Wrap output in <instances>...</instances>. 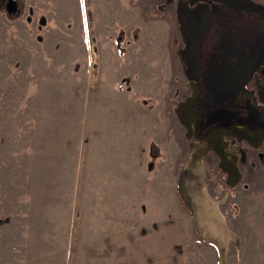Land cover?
<instances>
[{
  "label": "rangeland",
  "instance_id": "1",
  "mask_svg": "<svg viewBox=\"0 0 264 264\" xmlns=\"http://www.w3.org/2000/svg\"><path fill=\"white\" fill-rule=\"evenodd\" d=\"M198 9L0 0V264H264L263 167L195 134Z\"/></svg>",
  "mask_w": 264,
  "mask_h": 264
},
{
  "label": "flooded vegetation",
  "instance_id": "2",
  "mask_svg": "<svg viewBox=\"0 0 264 264\" xmlns=\"http://www.w3.org/2000/svg\"><path fill=\"white\" fill-rule=\"evenodd\" d=\"M182 1L200 7L186 33L197 88L189 100L195 134L219 129L228 145L241 144L235 154H251L264 168V9L246 0Z\"/></svg>",
  "mask_w": 264,
  "mask_h": 264
},
{
  "label": "crops",
  "instance_id": "3",
  "mask_svg": "<svg viewBox=\"0 0 264 264\" xmlns=\"http://www.w3.org/2000/svg\"><path fill=\"white\" fill-rule=\"evenodd\" d=\"M221 131V130H220ZM222 132V131H221ZM226 137V136H225ZM218 144L221 143V141H219L218 139ZM222 144V143H221ZM222 153V152H221ZM226 153L225 155H223V153L221 154V156H219V158L224 162V169L228 172L229 174V179L234 183L236 181V178L239 177L240 175H242L243 171H250V168L248 166H254V170L252 171H258L259 168H262L263 166L258 162V160L255 158V156L249 154L248 156H246V158L244 156H242L239 153H231L230 152V157L231 158H227V155H229V153L226 151L224 152ZM241 163V166H239V164ZM243 168V169H242ZM247 169V170H246ZM264 169V168H262ZM251 172V171H250ZM254 176V175H252Z\"/></svg>",
  "mask_w": 264,
  "mask_h": 264
},
{
  "label": "bare ground",
  "instance_id": "4",
  "mask_svg": "<svg viewBox=\"0 0 264 264\" xmlns=\"http://www.w3.org/2000/svg\"><path fill=\"white\" fill-rule=\"evenodd\" d=\"M203 208H204V206H203ZM208 209V208H207ZM213 213V212H212ZM201 216L202 217H204V218H206V220H205V226H206V228H209V225H213L214 223H216V224H220V219H219V217H217V216H214V213L213 214H211V212L209 213V210L206 212V213H204V214H201ZM213 217V218H212ZM203 218V219H204ZM197 220V219H196ZM202 229V228H201Z\"/></svg>",
  "mask_w": 264,
  "mask_h": 264
},
{
  "label": "water",
  "instance_id": "5",
  "mask_svg": "<svg viewBox=\"0 0 264 264\" xmlns=\"http://www.w3.org/2000/svg\"><path fill=\"white\" fill-rule=\"evenodd\" d=\"M195 1H197V0H189L190 3H193V2H195ZM11 7H12V5H8V6H7V9L9 10V9H11Z\"/></svg>",
  "mask_w": 264,
  "mask_h": 264
}]
</instances>
